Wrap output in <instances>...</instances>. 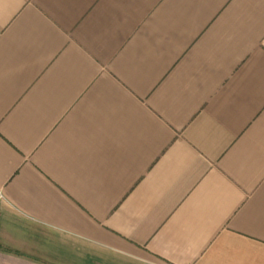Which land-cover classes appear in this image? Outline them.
<instances>
[{
	"label": "crops",
	"instance_id": "crops-1",
	"mask_svg": "<svg viewBox=\"0 0 264 264\" xmlns=\"http://www.w3.org/2000/svg\"><path fill=\"white\" fill-rule=\"evenodd\" d=\"M0 264H264V0H0Z\"/></svg>",
	"mask_w": 264,
	"mask_h": 264
},
{
	"label": "built area",
	"instance_id": "built-area-1",
	"mask_svg": "<svg viewBox=\"0 0 264 264\" xmlns=\"http://www.w3.org/2000/svg\"><path fill=\"white\" fill-rule=\"evenodd\" d=\"M2 198V194H1V192H0V199Z\"/></svg>",
	"mask_w": 264,
	"mask_h": 264
}]
</instances>
